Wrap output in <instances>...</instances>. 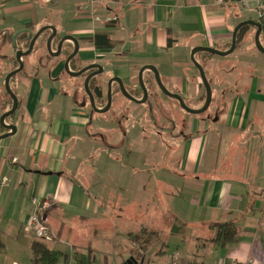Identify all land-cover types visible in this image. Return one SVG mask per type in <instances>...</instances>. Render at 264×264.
Returning a JSON list of instances; mask_svg holds the SVG:
<instances>
[{"label":"crops","instance_id":"0c3cea01","mask_svg":"<svg viewBox=\"0 0 264 264\" xmlns=\"http://www.w3.org/2000/svg\"><path fill=\"white\" fill-rule=\"evenodd\" d=\"M261 10L264 0H0V40L55 28L60 38L78 40L83 65L101 66L110 58L112 76L130 85L138 84L142 67L153 66L171 94L202 105L205 88L192 49L228 51L234 29L260 22ZM247 28L230 54H195L211 102L207 115L185 120L193 134L162 139L156 147L155 137L142 135L147 122L137 127L132 145L143 152L128 157L139 166L128 173L139 182L135 188L118 170L105 169L106 160L111 169L120 166L116 151L123 139L115 125L88 126L87 109L68 94L73 84L64 79L60 59L47 79L41 69L47 62L37 73L36 57L23 58L24 73L9 82L23 106L5 122L16 131L0 138V264H30L38 240L26 225L34 200L44 198L51 200L44 217L54 236L44 243L60 253L58 264H125L131 258L264 264V54L255 47L256 29ZM97 34H106L111 47L96 45ZM259 38L264 48V34ZM1 45L4 102L1 87L16 61L9 43ZM142 77L152 74L145 70ZM156 88L150 86L153 93ZM91 128L105 138L90 137ZM3 130L0 135L10 133ZM75 144L94 152H73ZM225 223L235 226L236 240L223 245L214 226Z\"/></svg>","mask_w":264,"mask_h":264},{"label":"flooded vegetation","instance_id":"af4514ba","mask_svg":"<svg viewBox=\"0 0 264 264\" xmlns=\"http://www.w3.org/2000/svg\"><path fill=\"white\" fill-rule=\"evenodd\" d=\"M42 28H44V27H40L36 31L25 29L22 31V33H17V34L11 35L10 39L0 40V43H9V45L12 49V52L14 54V58L13 57L12 58L15 59V55H16L17 51L25 52L28 49L29 43H31V38H30L29 32L32 33V35H31V37H32L34 34H36ZM51 35H52L51 29H47V30H44L43 32H41V34L38 36V38L34 41V46H33V49L31 51V53L34 51L37 43L40 44L41 47L39 49H37V52H39V53L37 54V57H36V59L38 60V63H37L38 68L35 71H37V73H38V70L40 69V65H41L42 61L47 62V64L45 66L41 67V69L43 68L42 70L47 71L46 72L47 79H51L52 72H54V69L57 65L56 59L57 60H58V58L60 59L58 63L61 62L62 68H63L64 61L73 52V44H72L73 42L65 41V42H63L64 44L61 47L60 54L56 57H53L51 55V53H55L57 51V46H58V43H60V39H58L57 35H56L53 39H51L49 41V38ZM47 43H50L51 53H49V51L47 50ZM26 56H28V55H26ZM26 56H24V57H26ZM23 58H22V62H23ZM14 61H16V60H14ZM23 65H24V63H23ZM88 65H83L82 63H80V57L77 54L76 56H74L70 60L69 69H70V71L75 73V72H79V71L83 70ZM22 72L24 73V67H23ZM62 72H64V70H62ZM94 72H96V69L83 72L80 76H78V77L82 78L81 85L77 86V85L73 84V86L70 88V91L72 93V97L74 98L75 102L80 103V105H83V107H85L87 109V112H88L87 113V116H88L87 124H88V126H92L93 124H97V125L99 124V125L104 126V127L106 125H109V126L115 125L116 126L119 122L117 120H115L114 117L118 116V114H119L120 117L123 118L124 115H122V112L124 111L126 113V115L128 114L127 115L128 119L132 118V135H134L133 133L136 132L137 127H139L141 129V127H140L141 124L139 123V120H137V119L144 117V115L143 116L139 115V117H136V115L134 113L135 112L134 109H132L130 107H125V105H126L125 101L132 103V104L133 103L138 104L134 100H140L143 98V91H142L141 87L135 83L130 85V84H127L124 81H122L125 92L130 98H132V100H131L130 98H128L127 96H125L121 92L119 85L114 81V78H115L114 76H111L106 80H103L99 75L91 77V79L88 82V86H89V89H90V92H91V95L93 98V104L95 107L94 108L91 105L89 97L86 95L85 90H84V82H85L86 78L91 73H94ZM67 76H69V75H67ZM142 81H143L145 89L147 91V98H146V101L144 103L147 102L149 95H151L152 102L155 103V105L157 106L158 111H159V115L162 119V121L160 122V125L164 126L163 124L165 122H167V120H168V115L172 116L171 113L173 110H171L170 107H169V109H167L164 106V104L162 103V101L161 102L157 101V99H158L157 93H153V92L151 93L152 90L144 82L146 80L143 77H142ZM109 89L111 91L110 92L109 109L105 113H96L95 109L96 110H103V109H105L106 105L108 104V102H109L108 90ZM79 91H81L82 97L78 99L77 93H80ZM12 93L15 95L14 92H12ZM6 95H8V94L6 93ZM6 95H3L4 102L0 101V112H1L0 116L4 113L10 111V109L12 108V105H13V101H12L11 97H8V96L6 97ZM15 97L17 100V109L15 112H17L18 110H20L22 108L23 104H22V101L20 99H18L16 95H15ZM166 98L171 99L170 97H167V96H166ZM120 100L122 102H118ZM172 100L175 101L178 104V106L180 107L179 103L176 100H174V99H172ZM5 101H6V103H5ZM139 105H142V104H139ZM108 113H110L112 115V117H111L112 120L110 122L101 118V117L106 118L105 114H108ZM95 114L100 116V117L94 119ZM14 115H15V113H13L11 116L6 118L4 123L7 122V120L8 121L12 120L14 118ZM179 121H181V119ZM94 122H96V123H94ZM184 122H186V121H184ZM184 122L182 124H178L177 121H172L171 122L172 126L170 128H165V130H162V131L167 133V134H169V133L172 134L174 131H177L176 128L178 129V126L186 127L187 123L184 124ZM148 124H149L148 127L150 128L151 132L153 131V127H156V128L158 127V125L155 123V121L151 120V119H150V122ZM104 127H102L101 129H104ZM118 129H119V127H116L117 131H118ZM144 129L145 128H143L141 130L143 131ZM118 132L120 133V136H124V138L127 137V133L123 134V132H121V131H118ZM158 134H161L159 132V130L157 131V135ZM100 137L102 139H104L105 135L103 133H101ZM121 138L124 139L123 137H121ZM125 142L126 141H123V143H125Z\"/></svg>","mask_w":264,"mask_h":264},{"label":"rangeland","instance_id":"374dc122","mask_svg":"<svg viewBox=\"0 0 264 264\" xmlns=\"http://www.w3.org/2000/svg\"><path fill=\"white\" fill-rule=\"evenodd\" d=\"M252 40V39H251ZM259 41H260V43H262L263 41H262V39H260L259 38ZM41 46H40V44L39 43H37L36 44V46H35V49H34V51L30 54V55H28V56H26V57H24V60L26 61V62H28V59H30L31 57H37V49H39ZM2 52L4 53V52H6V50H5V48H3L2 49ZM6 53H9L8 51L6 52ZM10 54L12 55L11 57H13L14 58V54H13V52H10ZM112 59V58H111ZM110 60V58H108L107 60H105V61H101L100 62V64H101V67H102V73L101 74H99V76L103 79V80H106V79H108L109 77H111L112 76V71H113V68L115 67V65H113L112 64V62H110L109 61ZM128 63V62H127ZM65 76V77H64ZM63 77H64V79L68 82V83H71V84H75V85H81V80H82V78L81 77H70V76H67V73L66 74H64L63 75ZM137 78H138V75H137ZM145 79V78H144ZM139 85V84H138ZM11 86H12V84H11ZM12 88L14 89V87L12 86ZM157 90H156V93H157V101H159V102H161L162 101V103L164 104V106L167 108V109H169V107L171 108V110H173L172 111V113H171V115L172 116H170V115H168V120H167V122H165L163 125L164 126H161L160 125V122L162 121V119H161V117H160V115H159V111H158V108H157V106L155 105V103H153L152 102V99H151V95H149V98H148V100H147V102L146 103H144V104H142V105H139V104H132V103H129V102H127V101H125V103H126V105H125V107H130V108H132V109H134L135 110V115H136V117H139V115H141V116H143L144 115V117H141V118H139V119H137V120H139V123L140 124H142L143 125V127H145L146 129H144V132L142 133V135H149L150 137L148 138V139H150L151 137H155V139H156V147H158V144L157 143H159V145H160V141H162V139L163 140H165V141H174L175 140V138L176 137H179V136H181V137H183V134H185V135H188V134H193V129H191V128H186V127H184V126H178V129L176 128V130L178 131H174L172 134L171 133H169V134H167V133H165V132H163L162 130H165V128H170L172 125H171V122L172 121H177L178 122V124H182L186 119H188L189 117H200V116H204V115H207L208 114V111L207 112H204V113H202V114H198V115H193V114H188V113H186L185 111H183L182 109H181V107H179L178 106V104L175 102V101H173L172 99H168V98H166V96L165 95H163L162 94V92L158 89V88H156ZM1 90H2V92H3V95H6V92H5V88H4V83L2 84V87H1ZM168 90V89H167ZM169 91V90H168ZM80 93V95H81V97H82V94H81V91H79ZM169 92H171V91H169ZM151 93H152V91H151ZM172 93V92H171ZM69 94V96L71 97L72 96V93L70 92V93H68ZM10 97L9 95H6V97ZM77 96H79L78 94H77ZM80 97V98H81ZM4 99V98H3ZM165 99V100H164ZM69 104H70V102H71V100H68L67 101ZM118 102H122L121 100L120 101H118ZM184 104L189 108V109H191V110H197V109H200L202 106H203V104L201 105L200 103H196L195 101H187V100H184ZM131 109V110H132ZM106 115V118H104V117H101V118H103V119H105L106 121H108V122H110L112 119H111V117H112V115L110 114V113H108V114H105ZM122 115H124V117L123 118H121L120 117V115L118 114V116H116V117H114V119L115 120H117L119 123L116 125V127H119V129H118V131H121V132H123V134L124 133H127V137L126 138H124V136H120V133L117 131L116 132V134H117V137H118V139H120L121 137H123L124 139H123V141H126L125 143H124V145H117V149H118V151H116V154L119 156L118 158H116L117 160H121L120 162H121V164L119 163V165L120 166H118L117 164H116V166L115 167H112V169L110 168V164H109V160H106L105 161V169H107V170H118L119 171V173H120V176H121V179L122 180H128V173L129 172H133V171H135V169L134 168H136V170L138 169V162H137V160L136 161H134V164L137 162V165H135L134 166V164L132 163V161L130 160V158H128L129 157V155H132V153L131 152H140V151H142V150H138L139 148V144L138 145H132V118H130V119H128V117H127V115H126V113L123 111L122 112ZM98 117H100V116H98V115H94V119H96V118H98ZM182 117V118H181ZM150 119L151 120H154L155 121V123L158 125V127L156 128V127H153V131L151 132L150 131V128L148 127V125L149 124H147V123H149L150 122ZM181 119V121H179ZM183 121V122H182ZM145 122H147L146 124H145V126H144V123ZM184 124H186V122H184ZM159 130V132L161 133L160 134V136H161V138L157 135V131ZM161 129V130H160ZM137 131H138V128L136 129V132L135 133H133L134 135H137ZM100 132H95V131H93L92 130V128H91V132H90V134H89V136L91 137V136H93V135H97V137L99 138V140L101 139V137H100ZM141 134V133H140ZM87 136V135H86ZM89 136H87V137H89ZM162 136H163V138H162ZM97 138V139H98ZM147 139V140H148ZM122 140V139H121ZM76 145L77 144H75L73 147H74V150H73V152H79V153H81V154H83V155H85V156H90L91 155V153H93L94 151L92 150V149H85L84 151L83 150H81L80 148L78 149L77 147H76ZM106 152H107V148L105 147V149H104ZM111 150V149H110ZM123 150H125V154L123 153ZM102 151H100V153H101ZM111 152H114V151H111ZM143 152V151H142ZM131 153V154H130ZM135 153V154H136ZM171 160H172V156H171V159L167 162L168 164H167V166L168 167H170L171 169H172V164H171ZM166 163V162H165ZM164 163V164H165ZM127 165H129L128 167V170H126L125 169V166H127ZM109 167V168H108ZM127 183H129L128 185H132V187H137V184H139V182L133 177L132 179H130V180H128L127 181Z\"/></svg>","mask_w":264,"mask_h":264},{"label":"water","instance_id":"95a60500","mask_svg":"<svg viewBox=\"0 0 264 264\" xmlns=\"http://www.w3.org/2000/svg\"><path fill=\"white\" fill-rule=\"evenodd\" d=\"M246 26H250V27H253L256 29V32L254 34V43H255V47L256 49L264 54V48L262 47L260 41H259V37L261 34H264V25H262L260 22H256V21H244V22H241L235 29H234V32H233V35H232V43H231V47L228 51H225V52H220V51H217V50H214V49H211V48H205V47H196L194 49H192L191 53H190V59L192 61V63L194 64V66L198 69L199 71V74H200V77H201V80H202V83L204 85V88H205V101H204V104L203 106L200 108V109H197V110H191L189 109L185 104H184V101L183 99L179 96V95H175V94H171L169 91H167V89L164 87V85L162 84L161 80H160V77H159V73L158 71L156 70L155 67L153 66H144L142 67L140 70H139V73H138V84L139 86L141 87L142 91H143V98L140 99V100H134L136 103L138 104H143L145 101H146V98H147V91L145 89V86H144V83L142 81V75H143V72L145 70H148L150 71V73L152 74V79L154 81V85H156V87L164 94L166 95L167 97H170L171 99H174L176 100L180 107L186 111L187 113L189 114H193V115H198V114H202L204 113L209 105H210V102H211V89H210V85L205 77V74H204V71L202 69V67L194 60V56L196 53L198 52H207V53H211V54H215V55H219V56H226L228 54H230L234 48H235V45H236V36L239 32V30L243 27H246ZM47 29H51L52 30V35L50 36L49 38V41L51 39H53L56 35H57V38L60 39V43H58V46H57V51L55 53H51V46H50V43H47V50L49 51V53H51V55L53 57H56L60 54V50H61V47L62 45L64 44L63 42L65 41H71L73 42V52L72 54L64 61V64H63V70L65 73H67V75H69L70 77H78L80 76L83 72H86L88 70H93V69H96V72L94 73H91L85 80L84 82V90H85V93L86 95L89 97V100H90V103L91 105L94 107V104H93V98H92V95H91V92H90V89H89V86H88V82L89 80L91 79V77H94L96 75H99L102 73V67L97 65V64H91V65H88L86 66L83 70L79 71V72H72L70 71L69 69V62L70 60L76 56L78 54V51H79V45H78V40H76L75 38L71 37V36H63V37H59V35L56 33V30L55 28H49V27H44L42 29H40L36 34H34L32 37V33L29 32V35H30V38H31V43H29V47L28 49L25 51V52H22V51H17L16 55H15V60L16 62L18 63V68L15 69L14 71L8 73L4 79V88H5V92L11 97L12 101H13V105H12V108L10 109V111L2 114L0 116V126L4 129H7L10 131V133H6L4 135H0V138H5L8 136V134H14L15 131H16V127L14 125H5L4 121L6 118H8L9 116H11L13 113H15L16 109H17V100H16V97L15 95L12 93L11 89H10V85H9V82H10V79L11 77L15 76L16 74L20 73L22 70H23V62H22V58L26 55H29L33 49V46H34V41L38 38V36L41 34V32H43L44 30H47ZM19 33H22L19 32ZM114 81L119 85L120 87V90L121 92L127 96L128 98H130L126 92H125V89H124V86H123V82L121 79L119 78H114ZM110 89L108 90V97H109V102L108 104L106 105L105 109L103 110H96L95 109V112L96 113H105L108 109H109V106H110ZM132 100V98H130ZM95 108V107H94ZM125 264H136V261L131 258L129 261H127Z\"/></svg>","mask_w":264,"mask_h":264},{"label":"trees","instance_id":"16d2710c","mask_svg":"<svg viewBox=\"0 0 264 264\" xmlns=\"http://www.w3.org/2000/svg\"><path fill=\"white\" fill-rule=\"evenodd\" d=\"M247 29L248 28L246 26V27H243L239 30V32L236 36V42L237 43L239 42V40H241L244 37V35L247 32ZM94 43H96V45L98 43V46L102 45L101 43H103L102 46H105L107 48L108 47L110 48L112 45V44H110V40L106 36V34L95 35ZM3 44L4 43H2V45ZM17 67H18V64H17V62H15L14 68H17ZM144 82L148 85V87L154 85V81H153L152 77L148 78ZM3 131H4L3 128L0 126V134ZM214 227L219 229V233L223 237V239L218 238L216 240H219V242H221L223 245L231 243V242L236 240L235 239L236 230H235V226L232 223L217 224ZM60 257H61L60 253H57V252L50 250L44 242L35 241L31 245L30 264H58ZM78 264H81V262L79 261Z\"/></svg>","mask_w":264,"mask_h":264},{"label":"built area","instance_id":"2783aa9c","mask_svg":"<svg viewBox=\"0 0 264 264\" xmlns=\"http://www.w3.org/2000/svg\"><path fill=\"white\" fill-rule=\"evenodd\" d=\"M242 5L246 6L245 1H240ZM259 19L262 25H264V10L259 12ZM13 161H16L13 159ZM35 210L30 216L26 230L32 233L33 237L41 242H51L54 239V236L46 223L45 213L51 206L50 198H44L43 200L37 201L34 200ZM136 264H143L142 261L137 262ZM168 264H182L177 258L172 259ZM194 264V263H187ZM252 264V263H249Z\"/></svg>","mask_w":264,"mask_h":264}]
</instances>
